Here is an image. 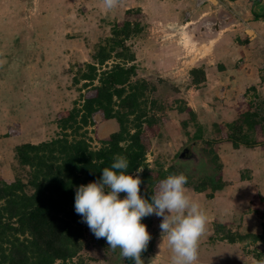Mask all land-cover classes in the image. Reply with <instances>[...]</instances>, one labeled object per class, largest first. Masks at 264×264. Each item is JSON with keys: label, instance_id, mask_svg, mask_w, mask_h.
Listing matches in <instances>:
<instances>
[{"label": "rangeland", "instance_id": "obj_1", "mask_svg": "<svg viewBox=\"0 0 264 264\" xmlns=\"http://www.w3.org/2000/svg\"><path fill=\"white\" fill-rule=\"evenodd\" d=\"M174 1L120 0L116 8L106 11L103 0H0L1 177L6 180H14L16 177L27 180L28 167L21 166L15 158L16 145L25 142L39 143L60 134L57 122L59 114L71 109L81 94L87 93L82 87L84 81L75 84L78 69L84 67L85 62L93 61L97 45L111 36L112 27L116 22L128 17L139 21L143 29L128 43L139 60L136 61L140 70L137 77H145L155 83L156 88L151 90L148 97L156 103L155 109L161 119L160 123L154 125V135L151 136L147 155L150 167L157 168L160 164L165 168L169 167L181 144L196 139L200 133L203 137L198 138L199 143L209 147L206 142L214 140L218 132L217 124L208 125L207 122L212 119H208L206 114L204 115L205 112L201 113L200 117L197 115V109L202 107L198 104L201 97L199 94H203L198 93V89L204 85H195L193 81L186 79L187 71L193 66H198L194 62L197 56L196 45L201 39L198 32L200 27L187 25L181 30L174 28L172 36L169 32L171 29L164 20L170 14L169 8ZM140 3L142 8L138 6ZM128 8L133 9L132 15L126 14ZM182 21H185L184 16ZM182 36L188 43V46L183 44V53L186 51L189 58L185 59L182 67V60H178V67L175 69L179 73L171 75L172 83L163 82L164 80H160V77L164 78L160 74L162 72L153 70L157 64L155 62V65H152V57H167V51L174 48L171 43L166 45L167 40H180ZM176 46H179L181 52L183 47ZM262 74L264 76V73ZM162 75L168 76L165 72ZM244 93V97L240 96L236 105L225 103L224 108L235 109L239 115L241 111L248 109L249 102L253 103L255 109L261 104L262 97L264 98L263 92L259 90V99L254 98V90L248 89ZM261 105L257 107L263 110L264 114V106ZM189 109H192L195 115H192ZM212 110L217 111V108L214 106ZM228 118H234V113ZM183 121H187V128L182 125ZM225 123L227 122L222 121L221 124ZM199 126L201 129H198ZM225 129L227 130L226 127ZM84 130L87 131L92 146L97 148L101 145L100 140L107 138L112 128L108 127L101 114H95L94 123L82 132ZM214 145L212 143V147ZM262 149L264 147L261 145L254 148L245 147L231 155V161L228 163L232 170L228 173H235L237 180L243 179L240 164L248 156L261 162L259 156L263 152ZM208 156L212 157L210 153ZM226 158L229 156L226 155ZM222 165L225 166L224 163ZM179 168L178 171L184 173L191 184L185 185L188 194L199 202L208 216L207 232L199 243L198 264H264V243L247 240L230 243L221 239L223 231H216L217 223L225 224L226 229L242 234L246 232V225L251 226V231L260 228L258 221L253 223L251 219L240 218L241 214L248 213L249 205L250 210H254L256 195L264 200V193L257 191L256 179L254 178L253 186L249 188L245 183L237 184L236 193L230 195L232 198L229 199L231 212L228 209L218 210L215 203H211L208 197L210 188L203 192L193 188L192 184H198L204 176H197L196 171L186 173ZM215 169L214 174L219 175V165L215 164ZM259 175L260 172L257 175L258 180L261 179ZM222 178H225L223 174ZM221 210L223 212L219 213ZM217 213V220H214L212 215L216 216ZM154 219L159 225L160 219ZM82 224L86 243L81 256L91 264H118L119 248L114 253L105 239L95 238L88 226ZM171 255L166 235H161L160 232L145 255L143 264H170Z\"/></svg>", "mask_w": 264, "mask_h": 264}, {"label": "trees", "instance_id": "obj_2", "mask_svg": "<svg viewBox=\"0 0 264 264\" xmlns=\"http://www.w3.org/2000/svg\"><path fill=\"white\" fill-rule=\"evenodd\" d=\"M132 12L133 9L126 10L127 15ZM142 30L141 23L129 17L116 22L111 36L97 45L93 61L78 69L75 84L84 81L82 87L87 93L83 92L71 109L59 114L60 134L39 143L16 145L15 158L21 166L28 167V176L27 180L0 176V264H69L75 259L74 264H91L81 256L86 239L81 217L74 210L75 192L80 185L98 180L118 155L129 161V174L137 167L144 168L142 195L150 196L151 190L169 175L181 174L175 166L150 167L147 160L154 125L161 119L156 103L148 97L155 83L137 77L136 53L128 43ZM190 75L195 85L205 80L202 67L192 68ZM250 90H254V98H261L256 87ZM248 106L235 120L215 124L218 135L206 142L209 147L205 150L220 171L223 165L216 150L220 143L231 142L235 148L264 147L263 110L257 106L254 109L252 102ZM189 111L194 114L192 109ZM95 114L118 123V130L101 139L97 148L92 146L87 131L82 132L94 123ZM187 124L182 122L184 128ZM201 137L200 133L195 138ZM203 176L192 186L198 192L210 188L209 198L225 186L220 172ZM190 185L187 181L186 186ZM253 204L255 213L264 218L263 198L256 195ZM216 226V231H223L221 239L230 243H264V223L259 234L233 232L222 223Z\"/></svg>", "mask_w": 264, "mask_h": 264}, {"label": "crops", "instance_id": "obj_3", "mask_svg": "<svg viewBox=\"0 0 264 264\" xmlns=\"http://www.w3.org/2000/svg\"><path fill=\"white\" fill-rule=\"evenodd\" d=\"M171 5L169 8L170 14L165 18L164 22L170 27L171 31L169 32L172 36L174 28L181 30L186 28L187 25L199 27L203 24V26L208 28L207 31L200 32L201 36L199 38L201 39L198 40L196 45L197 56L194 64L198 66L190 68L191 70L194 67H202L205 71V80L200 83L204 87L198 89V93H203L199 94L201 97L198 104H201L202 107L197 109L198 117L205 112L204 115L206 114L208 119H212L207 122L208 125L210 123L221 124L222 121L231 122L235 120L238 117L237 112H235V109H225V103L236 105L239 97L242 95L244 97V92H247L251 87H256L257 90L264 94V76L262 74L264 73V0H209L202 6H197L196 0H175ZM138 6L140 8L143 7L141 3ZM183 16L184 22L182 21ZM206 21L209 23L204 25ZM217 21L224 22L222 23L223 28L210 42H206L204 39L210 36L211 33L215 35L214 30L211 32L209 27H216ZM168 41L166 45L171 43L174 48L170 51L166 50L167 57L157 58V55H154L152 57V65H155L156 62L157 66L154 67V72H165L168 76L160 73L164 77V81L172 83L171 75L179 73L175 69L178 67V60H182L180 66L182 67L185 59L189 58V54L186 51L183 53L184 45L188 46V43H186L183 36L180 40L173 39L171 42ZM176 45L183 47L181 52L179 46ZM173 50L175 51L173 52ZM136 61L139 60L137 59ZM198 63L202 64L199 65ZM190 70L187 71L188 78L186 79L192 81ZM138 71H140L139 68ZM213 105L217 108V111L212 110ZM231 111L234 113V118L232 119L228 118L232 115ZM105 123L112 128L110 134L118 130V123L115 119H107ZM245 147L247 146L241 145L235 148L231 142H222L216 148L222 164H225L221 171L223 177H225V186L215 192L214 197L210 198L211 203L214 202L218 210L224 209L225 211V209L230 210L232 208L229 199L232 198L230 195L236 193L238 183H245L249 188V186H253L255 178L257 191L264 193V149H262L263 152L259 156L262 160L261 162L248 156L240 164V172L243 175V179L237 180L235 173H228L232 170L231 165L228 163L231 161V155L240 152ZM226 155L229 158H226ZM258 172H260V180L257 179ZM250 208L251 205L248 207V213L241 214L240 218L251 219L253 223L258 221V227L261 229L251 231L249 230L251 226L246 225V232H244L259 234L263 230L264 218L258 217L255 211L250 210ZM222 210L219 213L223 212ZM236 215L234 212V216ZM212 217L217 220L218 213L216 216L212 215Z\"/></svg>", "mask_w": 264, "mask_h": 264}, {"label": "clouds", "instance_id": "obj_4", "mask_svg": "<svg viewBox=\"0 0 264 264\" xmlns=\"http://www.w3.org/2000/svg\"><path fill=\"white\" fill-rule=\"evenodd\" d=\"M119 3L103 0L106 11ZM128 168L127 158L118 155L98 180L76 189L74 210L81 222L95 238L105 239L111 250L119 248L128 264H143L141 253L147 250L152 237L141 221L154 216L161 221V235H166L172 253L170 264H198L199 243L207 232L208 216L188 194L187 177L182 173L169 175L151 190L150 196L142 195L144 168L137 167L133 174Z\"/></svg>", "mask_w": 264, "mask_h": 264}, {"label": "flooded vegetation", "instance_id": "obj_5", "mask_svg": "<svg viewBox=\"0 0 264 264\" xmlns=\"http://www.w3.org/2000/svg\"><path fill=\"white\" fill-rule=\"evenodd\" d=\"M209 22H204V25H207ZM200 29L203 26L201 24ZM199 29V30H200ZM200 34V32H199ZM164 79H162L163 81ZM168 82V81H163ZM193 142V144H191ZM183 146V147H182ZM204 145H201L199 143L198 138L192 139L191 141H184V144H181V147L177 150V155L173 160V163L170 166H175L177 169L180 167L183 169L184 172L187 173V171H196L197 176L201 175H216L215 173V164L212 160V157H209V153L207 155L204 154L206 150L204 149ZM213 162V163H212ZM179 168V169H180ZM181 172V171H180ZM182 173V172H181ZM184 174V173H183ZM124 194L120 195V198H123ZM142 223L146 224L148 231L151 235V240L147 246V250L141 253V259L143 260L145 258V255L151 248L153 240L157 237V235L160 233L159 225L156 223L154 217H146L143 218ZM116 250L114 251V253ZM118 254V264H128V261L124 260L120 254V251Z\"/></svg>", "mask_w": 264, "mask_h": 264}, {"label": "water", "instance_id": "obj_6", "mask_svg": "<svg viewBox=\"0 0 264 264\" xmlns=\"http://www.w3.org/2000/svg\"><path fill=\"white\" fill-rule=\"evenodd\" d=\"M225 11V10H224ZM222 23H224V22H221V21H217L216 22V24H217V26L216 27H209L210 28V31L211 32H213V30H214V34L215 35H213L212 33H211V35L210 36H208L206 39H204L206 42H210L215 36H216V34L217 33H219L220 31H221V29L223 28V24ZM208 30V28H206V27H202L200 30H198V32H201V31H207ZM160 80H162V78H160ZM177 90V89H176ZM120 250V249H119ZM230 264H240V263H230Z\"/></svg>", "mask_w": 264, "mask_h": 264}, {"label": "built area", "instance_id": "obj_7", "mask_svg": "<svg viewBox=\"0 0 264 264\" xmlns=\"http://www.w3.org/2000/svg\"><path fill=\"white\" fill-rule=\"evenodd\" d=\"M209 0H196V5L197 6H202L206 4Z\"/></svg>", "mask_w": 264, "mask_h": 264}]
</instances>
